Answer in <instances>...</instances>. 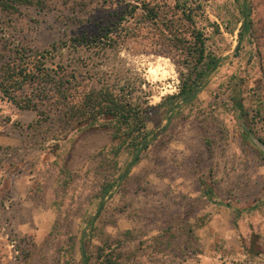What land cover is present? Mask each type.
<instances>
[{
    "label": "rangeland",
    "instance_id": "rangeland-1",
    "mask_svg": "<svg viewBox=\"0 0 264 264\" xmlns=\"http://www.w3.org/2000/svg\"><path fill=\"white\" fill-rule=\"evenodd\" d=\"M32 1L0 6V107L17 117L0 112V264H264V0ZM122 51L168 58L178 91L149 104ZM25 75L12 94L37 110L2 92ZM62 85L154 107L135 165L125 128L64 116Z\"/></svg>",
    "mask_w": 264,
    "mask_h": 264
},
{
    "label": "trees",
    "instance_id": "trees-1",
    "mask_svg": "<svg viewBox=\"0 0 264 264\" xmlns=\"http://www.w3.org/2000/svg\"><path fill=\"white\" fill-rule=\"evenodd\" d=\"M39 4L34 3L32 0H0V6L7 11H18L20 5H33ZM245 16L247 17L248 12L245 7L244 11ZM247 24L244 23L242 29L247 30ZM241 39V37H240ZM79 40H72V43H79ZM195 50H198L199 60L201 63L203 61V52H204V43L203 39L198 35L196 37V47ZM214 61H210L208 66L214 65ZM35 68L30 71L36 76V78L40 79L44 82L50 81V72L48 69L43 68V65H34ZM20 73V74H19ZM21 75V72L16 73V75ZM26 75L19 81L16 77H11L14 80L12 84L3 89V94L7 97L8 100H11L14 104H16L20 109L24 110H37L34 105L27 102L25 104H20L19 100L12 93H16L19 88V84L26 79ZM202 73H199L198 79H202ZM64 84V83H62ZM75 86V85H74ZM73 87H64L62 85L58 90V96L56 98L58 100H62L64 103L68 102V108H66L65 117L68 118L72 123L75 124L77 130L81 131H91L97 128H106V126L113 125L116 128V131H121L122 128L126 129L127 132V140L131 142V146L136 149L135 156L131 162V165H135L139 160V155L137 154L141 149L147 148V142H143L145 136L144 131L146 129V125L150 118V111L154 109L153 106L148 103H141L137 101H132L131 98H128L120 93L119 90L114 89L113 87L106 85L101 87L100 89H88L85 91L78 99H73V95L70 93ZM15 89V90H14ZM185 94V96H187ZM55 97V94H54ZM173 98L169 97V99ZM236 107L241 110V103H237ZM38 114L40 111H37ZM40 114H44L41 113ZM137 137H141V141L137 144L133 142V139ZM131 138V139H129ZM262 145H264V141L259 139ZM129 144V143H128ZM110 186L105 187L103 190V194H106ZM250 247H253V243L250 244ZM84 257V256H83ZM85 258V257H84ZM86 264V261H85Z\"/></svg>",
    "mask_w": 264,
    "mask_h": 264
},
{
    "label": "clouds",
    "instance_id": "clouds-1",
    "mask_svg": "<svg viewBox=\"0 0 264 264\" xmlns=\"http://www.w3.org/2000/svg\"><path fill=\"white\" fill-rule=\"evenodd\" d=\"M120 56L129 62L135 73L144 81L141 87L153 93L147 97L149 104L159 103L162 97L178 91V73L168 58L143 54L132 56L124 51ZM0 112L12 120L17 118L10 108L0 107Z\"/></svg>",
    "mask_w": 264,
    "mask_h": 264
},
{
    "label": "water",
    "instance_id": "water-1",
    "mask_svg": "<svg viewBox=\"0 0 264 264\" xmlns=\"http://www.w3.org/2000/svg\"><path fill=\"white\" fill-rule=\"evenodd\" d=\"M194 94L195 93H191V94H189L185 99H184V102H186V101H188V100H190L192 97H194Z\"/></svg>",
    "mask_w": 264,
    "mask_h": 264
}]
</instances>
